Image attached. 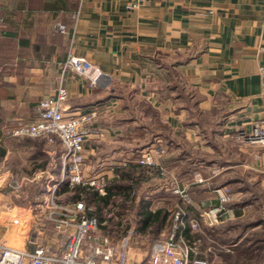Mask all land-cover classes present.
<instances>
[{
	"label": "crops",
	"instance_id": "0c3cea01",
	"mask_svg": "<svg viewBox=\"0 0 264 264\" xmlns=\"http://www.w3.org/2000/svg\"><path fill=\"white\" fill-rule=\"evenodd\" d=\"M131 1L0 0V210L16 211L15 178H41L33 190L26 184L28 202L18 206L19 216L40 227L37 238L53 251L60 248L62 239L46 228L53 225L43 195L48 179L64 175L61 145L17 138L12 130L62 85L68 114L98 109L82 173L104 188L91 186L96 195L74 198L64 177L56 200L83 201L82 212L100 221V239L115 253L125 251L127 264L146 261L171 234L178 241L197 238L186 237L185 231L199 233L189 222L207 205H219L224 188L237 215L247 189H264V146L249 139L264 116V0H148L129 9ZM69 54L97 67L102 86L89 87L83 74L63 71ZM151 146L160 148L156 164H139ZM257 242L245 251L254 261ZM209 253L191 256L212 264Z\"/></svg>",
	"mask_w": 264,
	"mask_h": 264
},
{
	"label": "built area",
	"instance_id": "2783aa9c",
	"mask_svg": "<svg viewBox=\"0 0 264 264\" xmlns=\"http://www.w3.org/2000/svg\"><path fill=\"white\" fill-rule=\"evenodd\" d=\"M147 1L132 0L126 4V7L131 9L137 4H143ZM262 22L264 24V9ZM56 29L60 32H66V25L58 23ZM62 70L83 74L89 87L102 86L99 79L102 72L83 57L69 54L62 64ZM259 72L260 91L264 98V65L260 67ZM107 84L105 83V85ZM67 98L66 88L62 85L58 86L52 95L40 99L37 113L31 120L18 121L12 130V135L17 138H41L49 143L57 141L61 145L60 152L64 175L57 181H54L53 178L48 179L53 182L47 185L50 182L48 181L45 184L46 195H43L46 218L52 223L55 236L62 239L60 248L53 251L49 244L37 237L33 242L32 249L12 247L0 239V264H127L128 262L125 251L115 253L112 250L113 246L106 245V240L100 239L97 234L100 221L96 216L82 212L84 209L83 201L79 200L64 205L56 200V189L64 177L70 186L80 183L96 187L99 191H103L104 188L102 180L93 176H85L82 173V165L85 159V140L91 130L90 123L96 118L98 109L78 110L73 114H68ZM249 139L264 146V116L255 123ZM154 149H143L137 162L142 165H155L154 154L158 148L154 147ZM40 179H21L20 184L21 186H26L27 183L31 185ZM14 183L15 180L13 186ZM29 184L27 186H30ZM176 192L180 193L186 204L191 201L190 196L184 191L176 190ZM218 198L219 205L203 209L201 213H198L196 219L189 222L191 229L198 230L201 225H214L219 222L223 213V202L231 200V194L224 188L222 193H218ZM68 213L76 216L75 223L69 219ZM184 227L185 225L182 223L181 231ZM130 233L131 230H128V234ZM180 239V241L176 240L175 236L171 234L165 244L146 260L147 264H209L205 258L191 256L199 253L197 246L200 239L198 237L190 242L183 239L182 236ZM125 245L126 243L123 242L121 247L117 246V248H123ZM206 250L210 251V248ZM146 261L143 259L134 260L133 264H146Z\"/></svg>",
	"mask_w": 264,
	"mask_h": 264
},
{
	"label": "rangeland",
	"instance_id": "374dc122",
	"mask_svg": "<svg viewBox=\"0 0 264 264\" xmlns=\"http://www.w3.org/2000/svg\"><path fill=\"white\" fill-rule=\"evenodd\" d=\"M145 148L154 149V146ZM156 153H160V148L157 149ZM20 183L21 179L15 178L14 203L16 205V211L0 210V239L5 244L12 247L32 249L33 242L37 239L36 237H38L40 227L31 225L28 219L24 220L23 218L27 217V214L25 217L19 216L22 213V209L20 210L18 206H22L23 204L26 205V202H28L27 199H25L26 189H24L27 186H21ZM238 183L241 187H246L247 185L243 179H239ZM38 184L39 182L31 183L30 186H32V190L34 187H37ZM226 189L229 192V188L226 187ZM247 190L248 193L243 194L238 200L240 202L239 206L244 205L239 208L238 215L231 212L230 204L234 201L231 199L223 202V213L218 223L214 225H201L200 229H198L199 233L197 237L200 241L197 249L199 252H202L210 248L208 252H210L209 256L211 255L210 262L212 264H246L248 262H251V264H258L262 259L264 253V189H255L252 194H250L251 192L249 189ZM210 195H212V193H210ZM212 207L213 206L207 205L204 209ZM202 210L203 209L197 212L201 213ZM17 211L20 213H16L15 215ZM27 213L29 214L30 212L27 211ZM198 213L194 215L198 216ZM32 214H34L33 211ZM260 221H263V223L259 224ZM46 228L56 237L54 235V229L50 224H46ZM256 240H258V242L255 244L256 247L254 248L256 250V252H254L256 260L254 261V257L253 259L245 257L246 254H249L248 252L245 253V251H249L250 247H253L251 246L253 241L255 243ZM238 248L244 252L239 255L236 254L235 251ZM251 255H253L252 252ZM259 257L260 259L258 261L257 259Z\"/></svg>",
	"mask_w": 264,
	"mask_h": 264
},
{
	"label": "trees",
	"instance_id": "16d2710c",
	"mask_svg": "<svg viewBox=\"0 0 264 264\" xmlns=\"http://www.w3.org/2000/svg\"><path fill=\"white\" fill-rule=\"evenodd\" d=\"M73 188H74V198H78L80 197L81 195H85V196H89V197H93L94 195H96V192H94L92 190V187L91 186H88V185H85V184H75L73 185ZM109 195H105V198H107ZM103 197H101L100 199H102ZM186 237L189 238V239H193L195 237H197L198 235V232H194L193 234H189V232H184ZM256 260V258H255Z\"/></svg>",
	"mask_w": 264,
	"mask_h": 264
}]
</instances>
